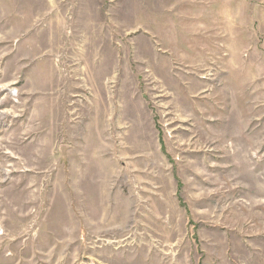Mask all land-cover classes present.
<instances>
[{"label":"rangeland","instance_id":"1","mask_svg":"<svg viewBox=\"0 0 264 264\" xmlns=\"http://www.w3.org/2000/svg\"><path fill=\"white\" fill-rule=\"evenodd\" d=\"M0 264H264V0H0Z\"/></svg>","mask_w":264,"mask_h":264}]
</instances>
